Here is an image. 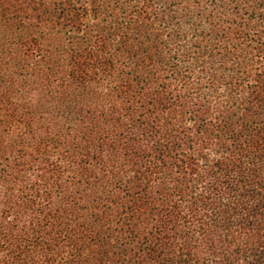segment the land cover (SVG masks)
I'll list each match as a JSON object with an SVG mask.
<instances>
[{"label":"trees","instance_id":"16d2710c","mask_svg":"<svg viewBox=\"0 0 264 264\" xmlns=\"http://www.w3.org/2000/svg\"><path fill=\"white\" fill-rule=\"evenodd\" d=\"M0 264H264V0H0Z\"/></svg>","mask_w":264,"mask_h":264}]
</instances>
